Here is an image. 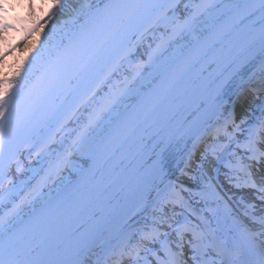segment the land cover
Masks as SVG:
<instances>
[{
    "label": "snow or ice",
    "instance_id": "1",
    "mask_svg": "<svg viewBox=\"0 0 264 264\" xmlns=\"http://www.w3.org/2000/svg\"><path fill=\"white\" fill-rule=\"evenodd\" d=\"M41 6L47 8V20L53 21L46 40L38 42L27 66L21 65L11 76L7 72L0 76V174L14 136L24 129L39 136L51 127L58 110L55 100L60 94L71 95L73 81L86 79L97 61L109 58L92 81L90 99L99 96L100 86L126 65L132 68L133 87L106 93L72 146L58 154L54 174L76 171L75 184L63 186L39 207L35 205L40 194L33 197L29 193L0 215V264H107L108 260L111 264H264V171L260 167L264 164V119L241 140L235 135L240 125L231 114L225 116V105L236 102L229 91L239 97L244 83L241 80L240 86L229 87L240 68L260 56L264 71V0L223 7L215 0H106L102 4L84 0L78 7L69 0H42ZM12 7L8 0H0V29L14 27L7 15ZM66 15L56 40V21ZM43 27L32 21L27 33L30 36ZM157 32L161 33L159 42H155ZM146 40L151 50L148 61L135 62ZM37 59L42 63L33 71L32 61ZM201 62L208 69L222 66L232 71L227 76L219 73L206 85L186 81L187 70ZM173 95L178 100H199L189 119L206 104L211 109L209 120L217 114L223 118L202 158L212 156L216 163H223L224 154L235 144L236 151L223 164L228 169L225 175L229 183L235 181L236 188L254 190L261 202L259 212L254 202L249 203L246 207L251 211L243 213L241 222L225 227L213 216L188 212L183 195L187 189L171 186L157 192L159 211L132 233L128 244L101 258L94 251V240H73L72 234L97 236L99 229L88 228L85 217L102 186L114 182L100 173L117 146L133 137L138 156L147 159L127 183L142 193L158 188L156 181L162 179L176 138L169 128L172 105L164 106ZM220 140L225 143L217 147ZM42 150H47L46 143ZM77 153L92 161L90 168L78 169L74 163ZM14 199L0 195V204L7 207ZM25 204L32 208L26 219L21 218ZM148 204L142 194L135 207L142 211ZM169 204L185 211L169 216Z\"/></svg>",
    "mask_w": 264,
    "mask_h": 264
},
{
    "label": "bare ground",
    "instance_id": "2",
    "mask_svg": "<svg viewBox=\"0 0 264 264\" xmlns=\"http://www.w3.org/2000/svg\"><path fill=\"white\" fill-rule=\"evenodd\" d=\"M8 2H11L14 9L16 6L22 5L21 1L8 0ZM83 2L84 0H70L69 3L78 7ZM90 2L102 4L106 2V0H90ZM242 2L243 0H215V3L221 7L226 4ZM181 8H183V4H181ZM16 10L18 11V7ZM67 19L68 16L66 15L56 21V40L60 38L62 34L61 29L64 28L63 21ZM52 25L53 21H45L43 29L37 30L28 41L20 45L17 50L7 55L0 62V76L5 72L11 76L21 65L27 66L39 48L38 42L46 40V33ZM156 38L155 42H159L161 33L157 32ZM148 43L149 41L146 40L144 44L140 46L135 62L147 63L149 52L151 51L148 48ZM165 58H167V54ZM103 60L104 59L95 63L92 72L86 79L80 80L79 82L73 81L71 95L67 93L60 94L55 100L58 110L55 113V118L51 121V127L45 129L39 136L35 135L29 129L19 145L12 151L10 156L4 160L5 168L3 173L0 174V195L14 197L15 199L9 202L7 207L0 204V215L7 212L13 206L14 202H18L22 198H28L29 193H31L33 197L36 196L37 193L40 194L39 200L36 201L35 205L37 207L49 198L50 195L54 194L72 175L77 173L71 169H64L59 175L54 174L53 167L58 154L63 152L64 149L72 146V141L77 137L81 129L87 125L90 115L97 110V106L102 102V98L106 93L110 90L113 92H122L126 88L133 87L131 82L132 68L130 65H126L125 68L120 70L117 76H114L110 81L100 86L101 90L99 96L90 99L93 90L91 86L83 96L75 99L79 89L90 81L92 73ZM41 63L42 60L40 59L32 61L33 71L39 68ZM214 68L207 69L206 71L210 73ZM125 75L129 76V80L126 81L124 79ZM93 80H91V82ZM263 93L264 71H262V67L260 66L242 85L239 97L233 96L231 98V100L236 101L235 104L228 103L225 105L228 110L225 116L231 114L236 124L240 126L243 125L247 118L248 107L253 104L252 102L258 94ZM73 101L74 107L72 110L67 114L61 124L50 132L52 125L63 111V108ZM223 122V118H219L217 114L210 125L199 134L196 142L184 158L172 171L157 182L158 188L151 190L150 193L144 196L149 200L148 206L142 211L135 207L131 215L123 223H121L107 238L94 247V251L97 255L101 256V258H106V254L110 255L112 249H120L127 245L128 239L132 233L136 232L139 227H142L145 220L149 219L154 212L159 211L157 192H163L166 188L171 186H175L177 189H187V191L183 193L186 207H189V209L193 210L197 215L213 216L221 222L222 226H225V220L231 223L230 227L241 222L243 214L240 213L237 205L231 202L232 200L226 191L223 189L224 192L218 191L221 184L215 178L216 176L213 175L215 167L214 157L209 156L207 160L202 158L205 149L212 143L211 137L215 134V128L221 126ZM207 129L211 130L209 131ZM47 133H49L47 138L39 145L37 140ZM223 142L224 140H220L217 147ZM45 143L47 144V150H42ZM90 161L91 160L87 156H81L77 153L74 163L79 169L83 168ZM122 170L123 167L120 166L119 172ZM179 208L180 207H174L170 204L166 206L169 216H172L174 212L176 213ZM216 208L223 209L224 213L221 211L214 212ZM31 211L32 208L28 204H25L21 213V218H24ZM257 244L259 245V240ZM92 259L94 261L96 256H93ZM107 264H111V260H108ZM125 264H127V261H125Z\"/></svg>",
    "mask_w": 264,
    "mask_h": 264
},
{
    "label": "rangeland",
    "instance_id": "3",
    "mask_svg": "<svg viewBox=\"0 0 264 264\" xmlns=\"http://www.w3.org/2000/svg\"><path fill=\"white\" fill-rule=\"evenodd\" d=\"M17 2H22L21 6H16L15 9L11 8L14 12H8L9 22L14 25L13 28L7 30L0 29V59L7 53L9 55L12 51L17 50V48L24 44L30 39L32 35H28L27 29L31 27L32 21H39L44 25L47 21V8L42 7V0H14ZM70 2V0H69ZM18 7V13L17 12ZM13 18V19H12ZM21 36V37H20ZM5 53V54H4ZM5 55L4 58L7 56ZM3 58V59H4ZM1 59V60H3ZM250 107L247 109V118L243 125L240 126V130L236 132V137L243 139L246 136V126L255 121H260L264 117V93L258 94ZM225 143V142H224ZM235 144L232 145L230 152L224 154V162L216 163L214 167V175L218 178V181L222 184L225 190L230 194L231 197L236 199L240 204V212L251 211L247 209V204L255 203L257 205V212L261 206V202L257 200L254 196V192L248 188H236L234 186L235 181L229 183L228 178L225 173L228 171L226 167L223 166L226 160L231 159V151L235 150ZM241 153V150H240ZM193 197V195L191 194ZM244 203H241V201ZM192 201V200H191ZM184 212L182 208H179L176 213Z\"/></svg>",
    "mask_w": 264,
    "mask_h": 264
}]
</instances>
